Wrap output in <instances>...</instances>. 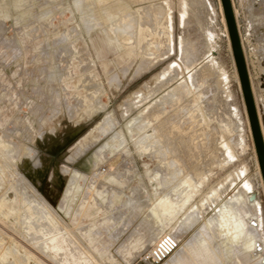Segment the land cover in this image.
I'll return each mask as SVG.
<instances>
[{"label":"rangeland","instance_id":"obj_1","mask_svg":"<svg viewBox=\"0 0 264 264\" xmlns=\"http://www.w3.org/2000/svg\"><path fill=\"white\" fill-rule=\"evenodd\" d=\"M256 3L232 0L264 128ZM154 7L173 42L145 64L143 45H122L110 23L143 14L152 39L161 27L145 14ZM223 19L220 0H0V264H150L145 254L165 232L179 247L157 264H247V242L228 228L222 201L234 207L228 197L249 185L264 242V183ZM137 139L154 144L141 150ZM188 175L199 190L180 208ZM165 198L174 201L168 211Z\"/></svg>","mask_w":264,"mask_h":264},{"label":"bare ground","instance_id":"obj_2","mask_svg":"<svg viewBox=\"0 0 264 264\" xmlns=\"http://www.w3.org/2000/svg\"><path fill=\"white\" fill-rule=\"evenodd\" d=\"M104 1H106V2H109L110 0H104ZM232 1V0H231ZM257 1V3H256V6L257 7H259L260 6V2H261V4L263 5L262 6V9H263V13H264V0H256ZM77 2L81 5V2H82V0H77ZM220 2H221V7H222V10H223V14H224V9H223V5H222V1L220 0ZM151 5V4H150ZM154 5V4H153ZM233 5H234V3H233ZM147 8V7H146ZM235 8H233V11H234V15H235V20H237V11H236V9L234 10ZM260 9V8H259ZM148 10V9H147ZM146 10V14L145 15H147V18H153L154 20H155V24L156 25H160V27H161V30H159V31H156V30H154V33H153V38L152 39H149L148 38V36H149V30H148V25L150 24L148 21H146L147 23H149L148 25L145 23V20H147L145 17H143L142 18V16H143V14H140L139 16L136 14V12H131L130 11V13L128 12V15H126V16H128V17H130V19H131V21L129 22V23H127V24H122V25H120V23H122V21H123V18L124 17H121V18H117V19H114L113 21H111V23H110V30H111V37L112 38H114V39H117L122 45H124V46H126V47H129L130 49H132L133 50V48H134V46L136 45V44H138V42L140 43V45H143V48H144V50H146V54H145V61H144V63L146 64V62L150 59V58H153V57H155L157 54L159 55V53L160 52H162L163 50H164V48L166 47V45H168V43H172L173 41H172V34H171V26H170V23H169V21H162L161 23H160V15L162 14H160V12H163L162 10L159 12V10H160V8L159 7H154V8H151V9H149L148 11ZM259 11H261L262 12V10H259ZM125 16V17H126ZM171 19V18H170ZM224 22H225V25H226V28H227V31H228V35H229V30H228V27H227V22H226V18H225V14H224ZM152 23V22H151ZM236 23H237V21H236ZM138 25V26H135V25ZM153 24V23H152ZM238 24V23H237ZM117 25V27H118V25H120L118 28H120V29H118V30H116V26ZM154 25V24H153ZM132 28H135V30H134V33H132L133 32V30H132V32L130 31L129 32V30H131ZM156 27H154V28H151V29H155ZM238 28H239V26H238ZM129 34V35H125V34ZM120 35H124V36H126L127 37V39H121L120 38ZM185 38H187V37H185ZM229 38H230V36H229ZM184 40V39H183ZM231 43V42H230ZM189 45V44H188ZM187 45V46H188ZM242 46H243V44H242ZM141 47V46H140ZM232 47V46H231ZM142 48V49H143ZM181 51H182V53H186V51H187V47H186V45H185V43H182L181 44ZM244 51V50H243ZM238 71V70H237ZM249 73V72H248ZM238 77H239V74H238ZM197 79V78H196ZM249 79H250V76H249ZM200 80V79H199ZM239 81H240V78H239ZM241 84V83H240ZM250 85H252L251 84V82H250ZM242 88V87H241ZM251 89H252V86H251ZM252 93H253V91H252ZM253 97H254V94H253ZM174 98V97H173ZM179 99V97H177V99L176 100H178ZM254 101H255V98H254ZM255 104H256V101H255ZM246 105V104H245ZM162 109V108H161ZM247 110V109H246ZM259 110V109H258ZM258 112V111H257ZM259 114V113H258ZM171 117V116H170ZM173 119V118H172ZM177 120V119H176ZM174 121V120H173ZM172 121V122H173ZM109 122V121H108ZM145 122V121H144ZM149 122V121H148ZM171 122V121H170ZM250 122V121H249ZM147 123V122H146ZM176 123V122H175ZM103 124V123H102ZM142 124V123H141ZM166 124H168V123H166ZM170 124V123H169ZM109 125H110V123H109ZM171 125V124H170ZM179 125V124H178ZM181 125V124H180ZM260 125H261V130H262V134H263V138H264V128H263V126H262V121H261V119H260ZM152 126V125H151ZM169 126V125H168ZM177 126V125H176ZM224 126V125H223ZM141 127V126H140ZM167 127V126H166ZM171 127V126H170ZM155 128V127H154ZM174 128V127H173ZM176 128V127H175ZM174 128V129H175ZM177 128H179V127H177ZM186 128V127H185ZM224 128L226 129L227 128V126L225 125L224 126ZM164 129V128H163ZM167 129V128H166ZM181 129V128H180ZM156 129H151V133L148 135L149 136V138H151L153 141H156L157 139H156V135H154V133L156 132L155 131ZM171 130H173V129H171ZM176 130V129H175ZM185 130V129H184ZM110 131V130H109ZM132 131V130H131ZM179 131V130H178ZM183 131V130H182ZM170 132V131H169ZM184 132V131H183ZM115 133V132H114ZM106 134V133H105ZM136 135V134H135ZM113 136V135H112ZM110 137V136H109ZM108 137V138H109ZM118 137V136H117ZM158 137V136H157ZM164 137V136H163ZM142 138V137H141ZM92 140V139H91ZM99 140V139H98ZM113 140H116V139H113ZM93 141V140H92ZM136 142H137V144H138V147L142 150H144L145 149V144L147 143L146 141H141V140H139V139H137L136 140ZM157 142V141H156ZM107 144H109V143H107ZM147 144H150V146L151 145H153L154 143L153 142H151V143H147ZM176 144V143H175ZM182 144V143H181ZM185 144V143H184ZM87 145V144H86ZM15 146V145H14ZM109 146H110V144H109ZM112 146V145H111ZM177 146V145H176ZM190 146V145H189ZM107 147V146H106ZM113 147V146H112ZM153 147V146H152ZM10 148V147H9ZM148 148V147H147ZM154 148V147H153ZM1 149V148H0ZM8 149V148H7ZM151 149V148H150ZM170 149V148H169ZM173 149V148H172ZM2 150V149H1ZM175 151V150H174ZM194 151V150H193ZM176 152V151H175ZM2 153V152H1ZM153 153H155V152H153ZM159 153V152H158ZM176 153H178V152H176ZM3 155H5L4 154V152H3ZM177 155V154H176ZM16 156V155H15ZM193 156V155H192ZM7 157H8V155H7ZM158 157V156H157ZM178 157V156H177ZM5 159V158H4ZM11 159V158H10ZM195 159V158H194ZM193 160V159H192ZM191 160V161H192ZM172 161V160H171ZM182 161V160H181ZM190 161V162H191ZM175 162L177 163V165H181V163H183V162H180L179 161V159L178 158H176L175 159ZM5 163V162H4ZM8 163V162H7ZM169 163V162H168ZM173 163V162H172ZM175 163V164H176ZM185 163V162H184ZM15 165V164H14ZM166 165V164H165ZM184 166V165H183ZM260 166V165H259ZM17 167V166H16ZM176 167V166H175ZM203 169V168H202ZM179 171V170H178ZM261 171V170H260ZM1 172V171H0ZM197 172V171H196ZM179 173V172H178ZM190 174V173H189ZM262 175V174H261ZM14 176V175H13ZM16 176V175H15ZM20 176V175H19ZM192 176V177H191ZM191 176H185L182 180H183V185H184V190H183V192L182 191H180V192H182V195H183V197H182V200L180 201L181 202V204H178V205H180V206H182V207H180V208H183L189 201H190V199H191V197H193L194 196V194L196 193V190L198 191L199 190V188L197 189V186H198V184H197V182H196V178L194 179V177H193V175H191ZM20 179V178H19ZM263 181V180H262ZM18 182V181H17ZM168 182H170V181H168ZM264 183V182H263ZM181 184V183H180ZM179 184V185H180ZM167 185V184H166ZM246 185V184H245ZM19 186V185H18ZM178 186V185H177ZM180 186V187H181ZM181 187V188H182ZM10 188V187H9ZM17 188V187H16ZM25 188V187H24ZM219 188V187H218ZM19 189H20V186H19ZM18 189V190H19ZM26 189V188H25ZM25 189H23V190H25ZM178 189V188H177ZM217 189V188H216ZM239 189H241V188H239ZM21 190V189H20ZM19 190V191H20ZM22 190V191H23ZM28 189H26V191H27ZM222 190V189H221ZM24 192V191H23ZM219 192H220V190L218 189L217 191L215 190V191H213V193L211 194V198H214V197H216L218 194H219ZM25 193V192H24ZM29 193V192H28ZM165 193V192H164ZM5 194H6V192H5ZM31 194V193H30ZM29 194V195H30ZM166 194H167V192H166ZM21 195V194H20ZM25 195H27V193H25ZM25 195H24V197H25ZM32 195V194H31ZM30 195V196H31ZM255 194H254V190H252L251 188H250V186L249 185H247V189L245 190L244 189V191L243 192H238L237 194H235L234 196H230V197H228V199H230V201H231V203H233L234 204V207H236L235 206V204H243V205H246V206H248L247 208H248V210L245 212V213H243V214H245V216H247V219L245 220V219H243V217H242V215L243 214H241L240 212H239V210L237 211L236 210V212H234L233 211V206L232 205H230V204H228V203H226V202H223L222 201V204H223V209H222V211H220L221 212V214L223 215V216H225L228 220H229V216H231V219L229 220V222L228 223H226L227 224V226H228V228L232 231V232H234V235L235 236H237V240H238V238L239 237H243V239H245V241L247 242V246H245V250H246V253H247V258L245 259H242L243 261L242 262H244V260H245V262L246 261H248V262H246L247 264H264V242H263V240L262 241H260V239H258V237L259 236H261V235H259V233H257V231L259 230V226H260V222H259V218H258V216H259V212H260V204H259V201H258V199H257V196L255 197L254 196ZM1 196V195H0ZM14 196H16V195H14ZM29 196V197H30ZM166 196V195H165ZM181 196V195H180ZM3 197H5V196H3ZM2 197V198H3ZM28 197V198H29ZM34 196H32V198H33ZM16 198H17V196H16ZM15 198V199H16ZM20 198V197H19ZM27 197H26V201H27V199H28ZM207 198V197H206ZM210 198V199H211ZM5 200V199H4ZM9 200V199H8ZM30 200V199H29ZM36 200V199H35ZM179 200V199H178ZM3 201V200H2ZM17 202H19V200H16ZM15 201V202H16ZM25 201V200H24ZM37 201V200H36ZM0 202H1V200H0ZM8 202V201H7ZM13 202V201H12ZM16 202V203H17ZM39 202V201H38ZM37 202V203H38ZM174 202V201H173ZM172 201H170V199L168 198V199H162V202H161V204H160V207L162 208V209H165V211H168V210H166V209H168L169 207H170V205H172V203H173ZM26 203V202H25ZM177 203V202H176ZM208 203L209 202H207L206 200L205 201H203L202 202V205H201V207H205V206H207L208 205ZM3 204V203H2ZM10 204V203H9ZM13 203H11V205H12ZM15 204V203H14ZM13 204V205H14ZM18 204V203H17ZM16 204V205H17ZM39 204V203H38ZM24 205V204H23ZM28 205V204H27ZM33 206H34V204H32ZM152 205V204H151ZM176 205V204H175ZM174 205V206H175ZM178 205H176V206H178ZM21 206V205H20ZM26 206V205H25ZM14 207H16V206H14ZM35 207V206H34ZM40 207V206H39ZM50 207V206H49ZM201 207H198V206H194L192 209H191V211H196L195 209H200ZM222 207V206H221ZM7 208V207H6ZM51 208V207H50ZM10 209H12V207L10 208ZM9 209V210H10ZM34 209V208H33ZM154 209V208H153ZM176 209V208H175ZM179 209V208H178ZM177 209V211L179 212L180 210H178ZM4 210H6V209H4ZM3 210V211H4ZM26 210V209H25ZM37 210H38V208H37ZM155 210V209H154ZM160 210V209H159ZM174 210V207H173V209H172V211ZM201 210V209H200ZM40 212H41V210H39ZM162 211H164V210H162ZM172 211H171V214H172ZM198 211V210H197ZM5 212V211H4ZM21 212V211H20ZM34 212V211H33ZM45 212V211H44ZM152 212V211H151ZM156 212V211H155ZM200 212V211H199ZM244 212V211H243ZM27 213V212H26ZM36 213V212H35ZM38 213V212H37ZM174 214H175V211L173 212ZM177 213V212H176ZM5 214V213H4ZM7 214H8V212H7ZM6 214V215H7ZM51 214V213H50ZM152 214H154V213H152ZM151 214V215H152ZM167 214H169V212H167ZM170 214V215H171ZM177 215V214H176ZM188 215H190L189 217H191L192 216V214L190 213V214H188ZM187 215V216H188ZM13 216V215H12ZM15 216V215H14ZM47 216V215H46ZM150 216V215H149ZM153 216V215H152ZM194 216V215H193ZM197 216V215H196ZM7 217V216H6ZM17 217V216H16ZM26 217V216H25ZM8 218V217H7ZM13 218H15V217H13ZM39 218V217H38ZM156 218V217H155ZM187 219H188V217H186ZM185 218V219H186ZM245 218V217H244ZM45 219V218H44ZM154 219V218H153ZM194 219H195V217H194ZM197 219V218H196ZM195 219V220H196ZM226 219V220H227ZM194 220V221H195ZM210 220H212V219H210ZM210 220H208V221H210ZM10 221V220H9ZM34 221V220H33ZM39 221V220H38ZM219 221V220H218ZM48 222V221H47ZM12 223V222H11ZM30 223V222H29ZM33 223H35V221L33 222ZM37 223V222H36ZM36 223L35 224H33V225H36ZM49 223V222H48ZM56 223H57V221H56ZM214 223V222H213ZM41 224V223H40ZM177 224V223H176ZM210 224V223H209ZM38 225V224H37ZM44 225V224H43ZM55 225V224H54ZM57 226V225H56ZM59 226V225H58ZM20 227V226H19ZM211 227V226H210ZM213 227V226H212ZM218 231H219V233L220 232H222V231H224V224L223 223H221L220 221L218 222ZM27 228V227H26ZM51 228V227H50ZM203 228V227H202ZM35 230H36V228H34ZM38 230V229H37ZM37 230H36V232H37ZM41 230V229H40ZM40 230H39V232H40ZM62 230V229H61ZM60 230V231H61ZM215 230H216V227H215ZM54 231V230H53ZM260 231V230H259ZM42 232V231H41ZM214 232V231H213ZM0 233H3V232H1L0 231ZM222 233H224V232H222ZM20 234V233H19ZM62 234V233H61ZM32 235V233L30 234V237H32L31 236ZM223 235V234H222ZM21 236H22V234H21ZM69 236V235H68ZM221 236V235H220ZM24 237V236H23ZM34 237V236H33ZM32 237V239H34ZM226 237H227V235H226ZM231 238V237H230ZM236 238V237H235ZM29 239V238H28ZM41 239V238H40ZM227 239V238H226ZM31 240V239H30ZM235 240V239H234ZM233 240V241H234ZM240 240V239H239ZM4 241V240H3ZM74 241V240H73ZM6 242V241H5ZM9 242V241H8ZM41 242V241H40ZM75 242V241H74ZM36 243V242H35ZM241 243V242H240ZM9 244V243H8ZM239 244V243H238ZM234 245V244H233ZM2 246H3V243H2ZM10 247V246H9ZM37 247V246H36ZM39 247V246H38ZM77 247V246H76ZM178 247H179V243H178V245H177V247L174 249V251L173 252H171L164 260H162V262L164 261H167V259L178 249ZM78 249V248H77ZM79 250V249H78ZM0 251H1V248H0ZM80 251V250H79ZM8 252L9 251H7V254H8ZM14 253V252H13ZM75 253V252H74ZM60 254V253H59ZM62 254V253H61ZM20 255V254H19ZM48 255V254H47ZM26 256V255H25ZM43 256V255H42ZM30 257V256H29ZM39 258H40V256H38ZM16 258V257H15ZM24 258V257H23ZM42 258V257H41ZM50 258V257H49ZM240 258V257H239ZM238 258V259H239ZM20 259V258H19ZM25 259V258H24ZM44 259V258H43ZM69 259V258H68ZM15 260V259H14ZM52 260V259H51ZM240 260V259H239ZM24 261V260H23ZM22 260H21V262H23ZM40 261V260H39ZM42 261V260H41ZM46 263L48 264V260L46 259ZM55 261V260H54ZM9 262V261H8ZM12 262H14V261H12ZM24 262H26V261H24ZM45 262V261H44ZM36 263V262H35ZM50 263V262H49ZM51 264V263H50ZM53 264V263H52ZM57 264V263H56ZM243 264V263H242Z\"/></svg>","mask_w":264,"mask_h":264},{"label":"water","instance_id":"obj_3","mask_svg":"<svg viewBox=\"0 0 264 264\" xmlns=\"http://www.w3.org/2000/svg\"><path fill=\"white\" fill-rule=\"evenodd\" d=\"M221 1L224 9L227 27L229 30L230 42L240 78L246 109L250 121V127L252 130L258 162L260 165V170L264 182V138L261 130L260 119L258 116L256 104L254 101V97L250 85L248 68L242 49V43H241L237 23L235 20L232 1L231 0H221Z\"/></svg>","mask_w":264,"mask_h":264},{"label":"built area","instance_id":"obj_4","mask_svg":"<svg viewBox=\"0 0 264 264\" xmlns=\"http://www.w3.org/2000/svg\"><path fill=\"white\" fill-rule=\"evenodd\" d=\"M179 241L171 233L160 234L145 254V260L150 264H157L164 260L177 247Z\"/></svg>","mask_w":264,"mask_h":264},{"label":"crops","instance_id":"obj_5","mask_svg":"<svg viewBox=\"0 0 264 264\" xmlns=\"http://www.w3.org/2000/svg\"><path fill=\"white\" fill-rule=\"evenodd\" d=\"M192 250L196 251L195 249H192ZM165 262H166V261H165Z\"/></svg>","mask_w":264,"mask_h":264}]
</instances>
